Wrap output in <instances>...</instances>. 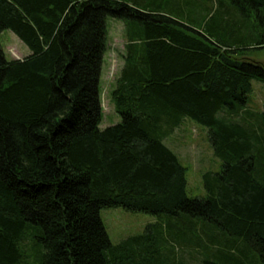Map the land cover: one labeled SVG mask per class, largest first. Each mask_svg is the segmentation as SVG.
I'll return each instance as SVG.
<instances>
[{
	"label": "trees",
	"instance_id": "obj_1",
	"mask_svg": "<svg viewBox=\"0 0 264 264\" xmlns=\"http://www.w3.org/2000/svg\"><path fill=\"white\" fill-rule=\"evenodd\" d=\"M124 25L123 65L103 118L106 19ZM0 264H264V0H0ZM208 128L218 172L188 198L163 140ZM165 220L112 245L102 209Z\"/></svg>",
	"mask_w": 264,
	"mask_h": 264
},
{
	"label": "rangeland",
	"instance_id": "obj_2",
	"mask_svg": "<svg viewBox=\"0 0 264 264\" xmlns=\"http://www.w3.org/2000/svg\"><path fill=\"white\" fill-rule=\"evenodd\" d=\"M107 36L106 51L100 76L101 104L103 118L100 129L119 122L114 111L110 93L114 89L116 78L123 65L124 45L126 43L124 25L120 20L112 17L106 19ZM0 44L8 60H18L29 54L28 48L10 30L0 33ZM246 58L264 65V51L260 49L246 54ZM253 92L250 97L249 108L260 111L264 97V85L259 81H252ZM163 143L174 152L182 166L186 168V189L188 198H203L205 193L201 186V175L204 172H218L220 161L214 157L209 140L208 128L199 123L186 119L173 134L163 140ZM100 218L112 245H117L124 239L141 234L150 224L165 220L163 215L143 212H132L124 208H108L100 211ZM195 261V260H194ZM193 263L191 264H194ZM35 255L31 253L21 264H36Z\"/></svg>",
	"mask_w": 264,
	"mask_h": 264
},
{
	"label": "crops",
	"instance_id": "obj_3",
	"mask_svg": "<svg viewBox=\"0 0 264 264\" xmlns=\"http://www.w3.org/2000/svg\"><path fill=\"white\" fill-rule=\"evenodd\" d=\"M28 55H29V54H28ZM28 55H27V56H28Z\"/></svg>",
	"mask_w": 264,
	"mask_h": 264
}]
</instances>
